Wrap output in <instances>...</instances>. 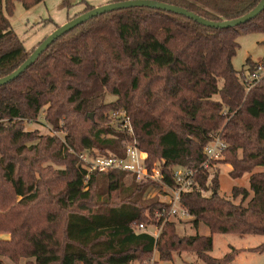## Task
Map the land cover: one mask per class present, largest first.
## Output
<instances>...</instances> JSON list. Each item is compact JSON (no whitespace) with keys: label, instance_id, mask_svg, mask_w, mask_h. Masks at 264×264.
Returning <instances> with one entry per match:
<instances>
[{"label":"trees","instance_id":"trees-1","mask_svg":"<svg viewBox=\"0 0 264 264\" xmlns=\"http://www.w3.org/2000/svg\"><path fill=\"white\" fill-rule=\"evenodd\" d=\"M43 1L0 0V78L31 55L9 20L16 3L31 9ZM155 1L222 22L261 0ZM254 32H264V11L237 28L213 29L158 9L116 10L66 33L1 86L0 231L11 239L0 240V254L25 264H148L155 251L163 261L189 252L206 264H227L237 253L211 257L214 235L264 236V171L253 173L264 168V77L249 90L258 64L247 59L249 75L233 64L238 36ZM117 110L130 116L147 166H160L163 181L154 187H174L176 167L195 171L181 205L209 236L179 237L175 222L164 223L168 205L144 199L149 183L124 171L86 169L81 153L125 156L131 137L110 118ZM42 114L63 139L24 130ZM214 137L228 146L230 176L251 174L249 188L235 186L231 198L220 194L219 172L210 170L217 161L204 166ZM46 162L65 169L41 167ZM141 225L163 229L156 238Z\"/></svg>","mask_w":264,"mask_h":264},{"label":"rangeland","instance_id":"rangeland-1","mask_svg":"<svg viewBox=\"0 0 264 264\" xmlns=\"http://www.w3.org/2000/svg\"><path fill=\"white\" fill-rule=\"evenodd\" d=\"M111 0H45L31 9H25L20 3H16L13 16L9 18L12 28L17 34L20 41L23 43L28 53H32L40 43L53 33L57 27L63 26L71 19L81 15L87 6L94 8L107 5ZM240 45L236 56L233 59V64L238 72L245 71L249 75L246 61L251 59L252 63L264 64V32H254L251 34H240L237 38ZM113 99V97H109ZM94 118V116H93ZM24 130L26 132H39L40 136H58L63 139V133L52 130V128L45 122L44 114H42L38 121L26 123ZM226 155H222L217 162H214L211 171L219 172L220 179V194L225 198H231L232 189L235 186L249 188V177L245 175L241 179H234L230 176L232 170L231 165L225 162ZM50 166L54 171L65 169V166L57 165L53 162H46L41 167L46 168ZM264 168L258 167L253 173L263 172ZM129 183V180L127 181ZM58 186L63 187L64 183L61 181ZM102 187V186H101ZM58 188L57 190H60ZM5 191L7 189L5 188ZM170 194L169 191H165ZM159 189H148L144 194V199H152L158 197L159 200L167 202L168 199L163 195ZM20 200V198H19ZM249 200V199H248ZM248 200L245 204L248 203ZM241 202V197L236 200ZM49 205H42L36 210L47 211ZM52 211V209L50 210ZM171 221L176 223V230L179 237H190L197 234L209 236V230L204 225H200L198 229L194 228L192 218L188 216L186 219L177 217L171 218ZM154 231V230H152ZM11 239V234L6 231H0V240L7 241ZM213 250L210 256L221 259L229 253H237L235 258L227 264H264V251L259 252L257 248L264 244V236L249 235L241 237L238 235H221L213 236ZM34 260V259H31ZM0 261L4 264H25L26 259H21L20 262L12 261L8 256L0 254ZM148 264H206L199 260L194 253L182 252L174 254L170 261H163L160 259L157 251L152 255Z\"/></svg>","mask_w":264,"mask_h":264},{"label":"built area","instance_id":"built-area-1","mask_svg":"<svg viewBox=\"0 0 264 264\" xmlns=\"http://www.w3.org/2000/svg\"><path fill=\"white\" fill-rule=\"evenodd\" d=\"M263 77L264 64L260 63L258 64L257 70L247 79L249 90ZM110 118L119 124L131 137V141L125 150V156L109 155L95 157L84 152L79 154V158L86 169H88L89 172L119 170L130 173L135 177L138 183H149V189H159L164 193L163 195L167 197V202L161 200V202L167 204L169 207L164 223L171 221L172 217L175 218L177 216L180 219H186L189 214L187 210L182 207L181 198L183 193L191 189L195 183V171L185 167H176L173 172V178L176 184L174 187L167 185L154 187L156 183L162 184L163 181L160 166L156 165L153 169L147 166V155L139 147L130 116L124 110H117L110 113ZM227 147V144L220 137H214L204 148V155L207 157V162L204 166L207 168L209 167V162L216 161L222 157ZM165 191H169L170 194H167ZM140 229L148 231L158 238L163 227H144L141 225Z\"/></svg>","mask_w":264,"mask_h":264},{"label":"water","instance_id":"water-1","mask_svg":"<svg viewBox=\"0 0 264 264\" xmlns=\"http://www.w3.org/2000/svg\"><path fill=\"white\" fill-rule=\"evenodd\" d=\"M146 7L151 9L163 10L171 13H175L181 16H185L189 19L196 21L197 23L213 28V29H230L237 28L241 25L249 23L251 20L255 19L259 14L264 11V0H261L260 3L247 15H244L240 18L233 20H226L222 22H214L207 20L187 9L182 7H178L175 5H170L167 3H162L155 0H129L124 2H111L107 5L96 7L89 12L83 13L74 19H71L63 26L57 28L53 33H51L46 39H44L40 45L31 53L28 59L14 72L9 74L6 77L0 78V87L7 85L8 83L18 79L25 71H27L38 58L60 37L75 29L76 27L84 24L90 19L105 14L109 12H113L116 10H124L129 8H140Z\"/></svg>","mask_w":264,"mask_h":264}]
</instances>
